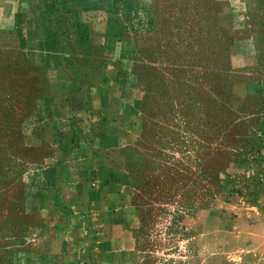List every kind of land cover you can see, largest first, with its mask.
Segmentation results:
<instances>
[{"label":"rangeland","instance_id":"1","mask_svg":"<svg viewBox=\"0 0 264 264\" xmlns=\"http://www.w3.org/2000/svg\"><path fill=\"white\" fill-rule=\"evenodd\" d=\"M36 2L0 0V264H27L40 247L30 210L39 171L81 138L75 116L85 104L47 86L46 66L55 77L61 61L44 52ZM226 3L141 0L118 10V46L143 62L128 73L145 96V148L130 153L141 164H130L129 182L149 228L147 264H248V225L223 213L252 211L247 192L264 156V83L252 100L241 86L264 79V0ZM249 37L258 65L240 70L245 55L235 50Z\"/></svg>","mask_w":264,"mask_h":264},{"label":"crops","instance_id":"2","mask_svg":"<svg viewBox=\"0 0 264 264\" xmlns=\"http://www.w3.org/2000/svg\"><path fill=\"white\" fill-rule=\"evenodd\" d=\"M36 1L44 52L61 61L53 68L55 77L46 66L47 86L61 91L64 103H76L79 96L85 105L75 116L80 140L39 171L40 188L30 210L40 247L32 250L26 263L147 264L143 241L149 228L145 231L141 222L143 201L135 199L137 189L129 182L130 164H141L130 153L142 155L145 148V96L143 84L128 73L143 62L132 57L134 50L118 46L121 34L116 33L120 28L118 10L141 0ZM215 1L224 7L229 0ZM237 1L243 6L253 0ZM235 51L245 55L237 69L251 70L258 65L259 51L251 38ZM242 80L243 100L260 96L264 79ZM260 112L264 121V105ZM260 135L264 136V130ZM149 156L146 170L151 180L152 153ZM259 164L247 192L248 200L253 201L252 211L223 213L226 219L234 220L236 215V220L248 225V264H264V156ZM239 193L244 194L242 190ZM189 226H193L191 221ZM199 226L206 225L201 222Z\"/></svg>","mask_w":264,"mask_h":264}]
</instances>
